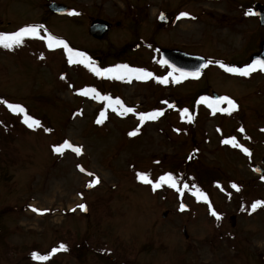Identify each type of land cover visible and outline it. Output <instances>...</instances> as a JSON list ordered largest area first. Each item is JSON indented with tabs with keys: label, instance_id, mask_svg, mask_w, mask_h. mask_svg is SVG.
<instances>
[{
	"label": "rangeland",
	"instance_id": "rangeland-1",
	"mask_svg": "<svg viewBox=\"0 0 264 264\" xmlns=\"http://www.w3.org/2000/svg\"><path fill=\"white\" fill-rule=\"evenodd\" d=\"M50 1L75 14L52 15ZM255 4L264 0H0V33L43 25L42 36L99 59L93 66L127 64L152 73L128 83L101 78L83 64H69L62 47L49 50L42 39L0 47V97L20 117L0 121V143L14 151L0 175V209L7 208L1 225L8 245L19 249L14 259L68 239L60 264H264V178L254 172L255 165L264 170V74L245 77L220 67H246L264 41V29L247 14ZM163 12L168 22L159 24ZM94 19L111 24L99 41L88 34ZM160 49L202 56L207 68L198 80L176 84L161 65ZM164 77L167 83L158 82ZM85 88L134 111H113L107 101L81 95ZM211 92L237 108L213 112L198 102L213 100ZM184 109L191 121L181 116ZM150 112L163 115L141 123L139 115ZM25 115L39 126L29 128ZM233 138L241 147L223 142ZM65 141L81 154L56 153ZM138 173L153 183L171 174L181 191L167 184L153 191ZM197 189L206 202L193 195Z\"/></svg>",
	"mask_w": 264,
	"mask_h": 264
},
{
	"label": "snow or ice",
	"instance_id": "snow-or-ice-1",
	"mask_svg": "<svg viewBox=\"0 0 264 264\" xmlns=\"http://www.w3.org/2000/svg\"><path fill=\"white\" fill-rule=\"evenodd\" d=\"M75 14V13H71ZM249 15H252L253 13L249 12ZM188 16V13H180V17H186ZM43 28V25H30L21 27L19 30L12 32V33H0V47H3L4 49H12L14 46H20L23 44L26 37L32 38V39H42L45 40L47 47L49 50H55L56 48L62 47L64 51L67 54V59L69 64H83L85 67L90 68L92 72L95 73V75L99 77H109L111 79H117V80H123L125 78L131 80V78L134 76L138 80H144L147 78L152 77V73L145 71L144 69L139 68H132L127 64H118L115 67L105 68L101 70L98 67L93 66V62L90 57H88L84 52L81 51H75L69 45L63 40L59 39L51 34L45 33V35H41V29ZM163 64H167L168 62L166 60L161 61ZM220 67L224 68L225 71L233 74H237L240 76H249L253 71H256L257 69L264 71V60H256L253 63L247 65L243 68H235V67H228L224 64H220ZM179 73V76H174L173 73ZM188 76L198 77L199 72L195 73H188L184 72L181 69L173 68L172 72L168 73V77H172L174 82H179L180 79L186 78ZM168 77L159 78L158 82L160 83H167ZM63 79V77H61ZM81 95L88 96L90 94L93 95L94 99H102L107 101L108 106L113 110L116 111L117 107L122 109L123 113H131L134 111V109L129 107H124L122 102L119 99H116L113 101V99L110 96H101L95 88H85L80 92ZM198 102H207L208 106L213 110V112L216 111H223L228 112L230 114L231 111L235 110L237 108L236 102L229 98L228 96H221L217 98L216 100L209 101L207 97H201V100ZM226 104V108H220L219 105ZM7 107L11 109L13 112H19L24 113V108L20 105L15 104H8ZM169 107H173V105H169ZM163 115L162 112H150V113H141L139 115V120L141 123H143L146 120H155L158 116ZM104 116V113H101V117ZM181 116H188L189 121H191V116L188 115V109H184L181 112ZM23 122L29 127L33 128L36 126H39V121L32 119L30 116L25 115ZM98 124L102 123V119H98L96 121ZM138 131V130H137ZM137 131L130 132V136L137 135ZM241 132H243V129H240ZM225 144H232L234 147H241L236 143L235 138L230 140H224ZM71 149L73 152H75L77 155L81 154L82 149L80 147H73L68 141H65L63 145L60 147L54 148V151L56 153H63V149ZM246 154H250L249 150L247 148L241 149ZM81 171H84V169H80ZM137 178L142 181L145 184H151L153 191L160 188L162 185L167 184L170 188L176 189L178 192L181 191L180 188L177 187V181L171 174H165L159 178V180L156 183H153L146 174L138 173ZM99 183V180L96 179L92 181V183L89 184V187L92 186V184ZM188 185H184V188L186 189ZM233 188H236L237 191H239V188L237 185L233 184ZM193 195L197 196L198 199H202L205 202L207 201V196H205L202 192H200L198 189L196 192L193 193ZM261 201H257L254 204H252V209L255 210L258 206L261 205ZM81 209H85V205L81 204L79 205ZM181 211L184 210L185 205L181 204L180 206ZM33 211H38L37 209L33 208ZM211 214L216 217L217 220L220 219V216L215 212L212 211L210 208ZM59 250H66V246L61 244L59 246V249L54 248L52 250L53 254ZM32 258L34 260H47L49 259L48 256H39L37 253H32Z\"/></svg>",
	"mask_w": 264,
	"mask_h": 264
},
{
	"label": "water",
	"instance_id": "water-1",
	"mask_svg": "<svg viewBox=\"0 0 264 264\" xmlns=\"http://www.w3.org/2000/svg\"><path fill=\"white\" fill-rule=\"evenodd\" d=\"M47 8L49 12H51L54 15L65 16V15L70 14L69 9L62 4H57V3L52 2L47 6ZM253 16L257 17L259 26L261 28H264V7L263 5H260L259 8L253 11ZM158 20L160 23L166 22L167 20H166L165 14L161 13ZM109 29H110V24L108 22L101 20V19H95L90 23L88 34L92 38L100 40L103 38L105 33L109 31ZM160 58L162 61L166 60L168 62L167 64H164V65H166L171 70H173V68H176V69H181L184 72H188V73L199 72L198 77H193V76L186 77L190 79L199 78L206 68L205 58L201 56H197V55L186 54L179 50H161ZM256 60H264V41H262L259 44V51L252 54L249 57V63L251 64ZM95 61L98 62L99 60H95ZM177 74L179 75L178 72ZM212 96L214 98H217V95L215 93H212ZM262 162L264 163V160H262ZM254 170L256 173L263 176L264 172L260 170L259 166H256ZM230 220H231L232 226H234L235 218L231 217ZM183 234L186 238L187 235H186L185 230Z\"/></svg>",
	"mask_w": 264,
	"mask_h": 264
},
{
	"label": "trees",
	"instance_id": "trees-1",
	"mask_svg": "<svg viewBox=\"0 0 264 264\" xmlns=\"http://www.w3.org/2000/svg\"><path fill=\"white\" fill-rule=\"evenodd\" d=\"M145 71H147L146 69H144ZM148 72V71H147ZM150 72V71H149ZM151 73V72H150ZM117 80V79H116ZM124 80V79H123ZM117 81H120L121 80H117ZM129 79L125 78V82H128ZM2 96V95H0ZM5 102V98L4 97H0V121L2 120V116H9V118L11 117V119L13 120H16L17 122V119H18V122L20 120V117H18V115H12L9 113V110L7 108H5L4 106V103ZM1 125V124H0ZM12 125H14L15 127V124L13 123ZM7 135L4 136L3 134L2 137H9L10 134H12L11 132H7L6 133ZM2 143V144H1ZM0 143V175H6V171L7 169L9 168L10 164L12 162H14V151H13V148L10 146V145H4L5 143L3 141H1ZM13 158V160H12ZM18 159V158H17ZM16 160V159H15ZM7 208H2L0 209V211L4 210L6 213L4 214H7V211H6ZM1 214V212H0ZM1 218H0V246H1V251H0V264H2V261H4V264H23L25 262H29V263H32V264H60L62 261L61 259H58V254L59 252L61 251H64V250H59L57 252H55L53 254L52 250L54 248L56 249H59V246L61 244L65 245L66 246V249L68 248V245H69V240L68 239H65L66 241L64 242H61L55 246H51L49 249H47L46 251H40V250H32L30 252H28V254L25 252V256L22 257V258H19V259H14L13 258V254L17 251H19V249L17 247H13V246H10L8 245L7 241H6V238H7V228L5 229V227L2 228V225H1ZM35 252L37 253L39 256H48L49 259L47 260H39V259H36L34 260L32 258V253Z\"/></svg>",
	"mask_w": 264,
	"mask_h": 264
},
{
	"label": "flooded vegetation",
	"instance_id": "flooded-vegetation-1",
	"mask_svg": "<svg viewBox=\"0 0 264 264\" xmlns=\"http://www.w3.org/2000/svg\"><path fill=\"white\" fill-rule=\"evenodd\" d=\"M47 5V4H46ZM258 6L257 5H254V6H252L251 8H249L248 10H247V12H251L253 9H255V8H257ZM168 19V18H167ZM252 151V150H251Z\"/></svg>",
	"mask_w": 264,
	"mask_h": 264
}]
</instances>
